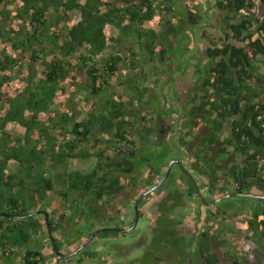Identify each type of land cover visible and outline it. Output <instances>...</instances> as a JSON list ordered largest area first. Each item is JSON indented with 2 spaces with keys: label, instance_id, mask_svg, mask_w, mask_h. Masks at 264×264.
<instances>
[{
  "label": "trees",
  "instance_id": "trees-1",
  "mask_svg": "<svg viewBox=\"0 0 264 264\" xmlns=\"http://www.w3.org/2000/svg\"><path fill=\"white\" fill-rule=\"evenodd\" d=\"M190 3L191 0H0V216H4V220L0 219V264L45 263L46 230L39 216L48 196L58 192L68 203L71 195H77L86 203L89 219L97 218L104 213L99 208L103 200L109 202L137 185L136 173L152 169L150 172L155 171L154 177L157 172L159 178L166 173L164 168L174 156L173 146L164 142L166 146L159 148L161 142L150 127H155V121L165 114L171 116L173 110L163 102L159 109L155 108L150 101L154 95L151 88L136 75L126 83L135 94V108L115 89L110 91L114 86L110 80L123 67L131 66L135 71L142 56L147 57L144 64L155 57L165 61L175 47L171 40L181 33L180 20L189 21L191 12L199 18L197 7ZM216 7L226 15L220 25L222 16L214 12L217 18L211 25L225 26L233 40L214 42L201 49V58L208 64L195 78L196 89L206 92L202 104L217 112L206 139L216 141L219 153L239 157L229 172L241 190L245 182L264 189V0H217ZM212 8L210 3L207 9L213 11ZM113 27L119 31L117 35ZM187 41L193 42L190 38ZM110 47L114 51L107 54ZM160 74L156 71L155 87L165 92ZM146 76L143 73L142 77ZM172 79L169 77L168 82ZM209 113L208 123L212 121ZM204 114L203 111L199 117ZM12 123L24 128V134L14 136L9 131ZM138 124L142 129L139 144L132 136ZM127 147L137 153L126 152ZM89 158H96L92 170L69 168L71 160ZM12 162L17 164L15 171H11ZM73 202L77 203V199ZM71 209L67 205L59 217L56 211H46L53 234H66L59 219L65 220ZM249 210L251 216L235 223L249 235L263 257L251 260L228 250L224 254L226 264H264V205H252ZM72 221L77 223L75 218H69ZM46 225V235L56 255L48 222ZM99 234L119 232L106 230ZM81 237L65 244L77 249L83 244ZM55 240L63 250L61 242L56 237ZM32 241L35 246L29 245ZM202 246L204 251L197 260L219 264V256L209 242ZM81 252L75 254L80 264L85 261ZM85 255L100 257L95 250ZM143 261L140 264L163 263L157 257ZM164 264H175V259ZM182 264H188L187 260Z\"/></svg>",
  "mask_w": 264,
  "mask_h": 264
},
{
  "label": "rangeland",
  "instance_id": "rangeland-1",
  "mask_svg": "<svg viewBox=\"0 0 264 264\" xmlns=\"http://www.w3.org/2000/svg\"><path fill=\"white\" fill-rule=\"evenodd\" d=\"M216 1L217 0H191L192 3L190 4L195 5L198 9L199 18L198 17L196 19L190 18V21L180 20L181 22L179 23L180 25L178 26V29L181 28L179 30L181 33L178 38H173L171 40V43L175 47H173L169 51L168 55L170 56H168V58H166L165 61L161 60L158 57H155L151 62L145 64L144 61L145 59H147V57L142 56L140 58V66L135 71L134 70L132 71L131 66L130 68L123 67L120 74L110 80L111 85H114L110 87V91L112 92L113 89H115L117 93L123 96L125 101H127L128 103L130 102L132 104L134 103L132 106L133 108L137 107L136 97L134 96L135 94L132 91V89L128 88L126 84L127 81H129L130 77L136 75L140 81L147 82L146 84L151 88L150 92H152L154 95L150 101H152L155 108L159 109L163 102V104L166 105L168 109H172L174 112L177 111L179 108V104L177 101V90L190 89L192 86L195 87V81H193V78L195 79L197 76H200L198 72L200 70H203L205 66L208 64L206 60L201 58V49H206L207 47H211L214 42L223 44L225 41L233 40L232 33L225 31V26L221 28L219 26L217 27L211 25L212 19L216 20L217 18L216 16L214 17L215 15L214 12L222 16V18L220 19V25L223 23V15H226L225 12L219 11V9H215L217 8ZM210 3L211 6L214 8L213 11L207 9ZM178 12L180 13V15L183 14L182 9H179ZM195 20H197V23L194 22ZM195 25L197 28L195 27ZM148 27H150L149 24ZM157 29H160V27L158 26ZM112 31L116 35L119 33V31L115 27H113ZM185 35H188V38L192 39L193 42L189 43V41H187L188 38L185 37ZM235 42L238 45L243 44V42H238L237 40H235ZM113 51L114 49L110 47L109 49H107L106 53L111 54V52ZM171 56H175L173 57L174 59L171 60L172 58ZM125 57L127 58L126 60H128V56ZM156 71L161 72L160 77L162 78V80L160 85L162 84L164 85L165 92H163V89H161L160 87H155ZM145 72L147 76L143 78L142 75ZM169 77H173L171 82H168ZM195 89L196 87L194 88V90ZM157 95H158V99H156ZM103 96L105 97V95ZM148 96L149 93L146 95L145 99H147ZM143 109L141 110L145 112L148 111V109L146 108ZM148 113L149 116H152L150 110L148 111ZM176 119H177V114L175 115V120ZM137 128L138 129L134 133H132V136L134 140L137 141V144H139L142 129L140 128L139 124L137 125ZM9 131L14 136H20L24 134L25 129L22 128L19 124L12 123L9 125ZM174 138L176 139V137ZM95 163H96V158L71 160L69 162V168L71 170L88 172L93 169ZM16 169H17V164L15 162H12L11 171H15ZM147 172L148 170L143 172L144 174L138 173L140 179L146 177L145 175L147 174ZM179 172L180 171L178 166L174 165L170 177L166 180V184H165L166 187L173 188L177 185V181L180 175ZM143 184L144 183H140L135 188L126 189L122 194L118 195L117 197H114L108 202V203L111 202L113 204L114 208L112 209V214H116V211L120 210L119 217L121 219L126 218L125 220L116 221L115 223L111 224L112 226L118 228L133 227V225L135 224V217H136V211L133 206V203L135 199L138 197V194L141 191V189H143L144 186ZM160 191L162 190H159V192H157L156 194L148 196V198H144L143 202L139 204L140 208L145 209L148 216L142 212V214L139 215L138 223L134 229H131L126 232H119V234H110L106 236L101 234L96 235L93 241L85 248L84 251L81 252L80 256L83 259H85V261L82 262L81 264H118V263L140 264L141 261H143L142 258L145 259L143 261L144 263L149 261L151 257L161 258L162 251L167 249L168 246L167 244L169 243V240H166L165 243L166 246L164 247L163 250H160L158 245L154 247L153 245L154 242L152 243L151 241L153 236L152 225L155 223L156 221L155 216L157 215L156 212L157 210L155 208H152V205L153 203L155 204V202L158 200L160 196ZM253 191L261 192L262 194H264V189L254 188ZM75 199H77V203L73 202ZM241 199H243L244 202L243 204L240 202L239 206L243 205L244 206L243 210H241L240 209L241 207H239L238 210L231 213V216L228 218V222L226 223L228 224V227L235 228L232 231L230 230L228 231V235H229L228 237H230L232 241H236V242L238 241L239 246L241 247L239 252H242L243 256L248 257L251 260H255L257 256L260 258L263 257V254L259 250V248L251 241L248 234L241 233L240 230L236 232L235 220L251 216L252 213L249 210V206L264 205V198L254 199L252 197H242L239 198L238 201H241ZM235 200L236 198L234 196L228 197L227 199L219 202L217 206L220 209L226 207L229 208L228 205H230V203H233ZM67 205L69 207H73V209L69 210L68 212L70 215H67V218L65 220L59 219L62 225L65 227L64 230L66 234L62 232H55V234L53 233L52 234L61 242L63 249L62 252L67 251L72 253L76 250L74 249L75 245L65 244L67 240H71V239L75 240L77 237L82 236L81 241L84 243L97 229L99 228L101 229L104 226V224H102L103 222L94 219L91 220L89 219L88 214L85 213V211H88V207L82 198L73 194L68 199V203H66L61 198L60 194L56 192L48 196L46 201L42 204L41 207L42 212L39 217L43 219L45 223L46 234L48 233L47 225H46L47 223L46 211H49L51 213L56 211V214L59 217V215L63 212V209ZM167 211L170 213L169 222L171 220L177 222L179 218V212H174V210L172 209H168ZM50 216L53 217V219L56 221L55 215L52 216L51 214ZM69 218L71 220L75 218L77 223H75L74 221H72V223L69 222ZM0 219L4 220V216H0ZM167 220L168 219H166L165 221ZM163 222L164 220H162V223ZM159 223H161V221ZM158 228L162 229V225H159ZM177 230L181 232L180 228L178 227ZM46 234L45 236H43L44 237L43 253H45L46 255V261L45 263H41V264H57V254L56 255L54 254L52 243L49 240L48 235ZM219 239L223 240L224 236H220ZM146 243H149V245H147ZM150 243H152L153 249L152 251L146 252L147 251L146 249L148 248V246H150ZM187 244L190 245L189 242L183 243L182 249L184 248V245ZM29 245L35 246V241L30 242ZM247 246H249L248 252L244 250V247ZM177 247L181 249V245ZM94 250L96 251L97 254L100 255L99 258L97 257L90 258L89 256L85 255L86 253H91ZM257 252H259L258 255ZM65 259L61 258L60 264H80L78 263L77 260L78 256L76 255L68 259L67 258ZM185 259L186 258L184 257V260ZM7 262H9V260ZM163 262L165 263L166 261L164 260ZM219 264H226L225 257H223L222 255L219 256Z\"/></svg>",
  "mask_w": 264,
  "mask_h": 264
},
{
  "label": "flooded vegetation",
  "instance_id": "flooded-vegetation-1",
  "mask_svg": "<svg viewBox=\"0 0 264 264\" xmlns=\"http://www.w3.org/2000/svg\"><path fill=\"white\" fill-rule=\"evenodd\" d=\"M190 15L191 17H189V21L190 18L196 19L194 12H191ZM194 22L197 23V20ZM193 81H195L194 78ZM195 87L192 86L190 89L177 90V101L179 104L178 110L171 112V116L165 114L163 119L155 121V127H150V129L154 128L156 140L161 142L159 148H164L166 146L164 142H169L173 146L172 153L174 156L170 160H175L172 168L174 165H177L180 171L177 185L173 188H168L166 186L163 187L166 184L165 181L158 189L145 195L140 201L141 203L144 198H148L149 195L151 196V194H156L159 190H162L160 191L158 200L152 205V208L157 210V215L155 216L156 221L152 225L153 236L151 241L152 243L154 242V247L158 245L159 249L163 250L166 246V240H169V243L167 244L169 247L167 246V249L162 251L159 261L165 260L166 262H170L175 259V264H182L184 257L188 264H207L206 259L201 261L197 260V257H200V255L202 256L204 251L202 250V245L206 241L209 242L211 249L216 252L218 256L222 255L225 257L224 254L228 250L233 253L239 252L241 247L239 246L238 241H232V239L228 237V231H232L235 228L228 227V224L226 223L228 222L231 213L238 210L239 207L243 210L244 206H239V203L241 202L243 204L244 200L241 199V201H238V199L246 196H234L236 200L228 205L229 208L226 207L222 209H220L217 204L227 198L220 201H218V199L231 192H251L260 194L261 192H254L253 189H263V187L261 188L257 185L250 187L245 182V189L251 188L250 191H246L245 189L241 190L242 186L235 184L233 177L229 172V168L233 166L234 159H238L239 157H234L227 152L226 154L219 153L216 141L211 142V140L206 139L207 134L214 127L213 120L216 119L217 112L213 111L210 106L202 104L206 92L204 90H194ZM212 92L213 91H211L210 94ZM199 103L200 105L198 106L197 104ZM191 111L196 112L190 114ZM203 111L205 112V116L203 115V118H201L199 115L203 113ZM208 113L212 120L210 123H208ZM176 114L177 119L175 120ZM174 137H176V139ZM208 143L209 146L206 147L205 144ZM124 150L126 152L129 151L133 155L137 153V151H134V149L130 147L124 148ZM228 151H231V149L229 148ZM170 160L168 165L164 168L166 172L171 162ZM150 171L147 172L145 175L146 177L141 179L139 174H135L136 176L138 175V183L135 187L140 183H144V186L133 203L134 208L139 196L159 183L165 175L164 174L159 178L157 175L158 173L156 172L154 177L153 173L155 171L153 173ZM135 187H128L126 189ZM102 203L103 205L99 206V208L100 210H103L104 213L98 215L97 218H91L103 222L102 224H104V226L101 229L104 227L112 228L114 226L111 224L118 220L126 219H121L119 217V210L116 211V214H112V209L114 207L111 202L108 203L106 200L104 202L102 201ZM168 209H172L174 212H179L177 222L172 220L169 222L170 213L167 211ZM142 212L147 215L145 209L140 208L139 206V215H141ZM166 219L168 220L165 221ZM162 220H164L163 223L165 224L162 223ZM160 221L161 223H159ZM159 225H162V229L158 228ZM177 227L180 228L181 232L177 230ZM238 231L239 229L236 226V232ZM220 236H224V239H219ZM223 241L226 243H223ZM186 242H189L190 245H184V248L182 249L183 243ZM228 242L230 243L228 244ZM152 243H150L146 252L152 251ZM146 244L149 245V243ZM179 245H181V249L177 247ZM60 251L62 252V250ZM62 253L70 254V252L67 251H63ZM240 253L242 254V252ZM72 256L73 255H70L65 258L68 259ZM60 262L61 259L59 262L57 259V264H60ZM153 264H159V262L155 261ZM160 264H164V262Z\"/></svg>",
  "mask_w": 264,
  "mask_h": 264
},
{
  "label": "water",
  "instance_id": "water-1",
  "mask_svg": "<svg viewBox=\"0 0 264 264\" xmlns=\"http://www.w3.org/2000/svg\"><path fill=\"white\" fill-rule=\"evenodd\" d=\"M175 160L171 161V163L169 164L168 166V169H167V172L165 173V175L163 176V178L159 181V183H157L156 185H154L152 188H150L149 190L145 191L144 193H142L139 198L137 199L136 203H135V209H136V221H135V224L133 225V227L131 228H115V227H112V228H103V229H98L96 230L90 237L89 239L83 243L78 249H76L74 252L70 253V254H64L62 253L59 248H58V245L56 243V240L55 238L53 237V234H52V237H53V243H54V248L56 250V254H57V259H58V262L61 258H65V257H68L70 255H75L79 252H81L94 238L96 235H98L101 231H106V230H111V231H118V232H126V231H129L131 229H134L138 223V219H139V203L141 201V199L149 194V193H152L154 192L156 189H158L166 180L167 178L169 177L170 173H171V169H172V165L174 163ZM189 174V172H188ZM236 195H242V196H246V197H255V198H264V194H258V193H251V192H231V193H228L226 195H224L222 198L218 199V201L224 199V198H228V197H231V196H236ZM46 217H47V222H48V225H49V230L50 232L52 233V230H51V226H50V223H49V219H48V214L46 213Z\"/></svg>",
  "mask_w": 264,
  "mask_h": 264
},
{
  "label": "built area",
  "instance_id": "built-area-1",
  "mask_svg": "<svg viewBox=\"0 0 264 264\" xmlns=\"http://www.w3.org/2000/svg\"><path fill=\"white\" fill-rule=\"evenodd\" d=\"M245 250L248 251L249 250V246L245 247Z\"/></svg>",
  "mask_w": 264,
  "mask_h": 264
},
{
  "label": "clouds",
  "instance_id": "clouds-1",
  "mask_svg": "<svg viewBox=\"0 0 264 264\" xmlns=\"http://www.w3.org/2000/svg\"><path fill=\"white\" fill-rule=\"evenodd\" d=\"M47 220V219H46ZM252 241V240H251ZM253 242V241H252ZM254 243V242H253ZM255 244V243H254ZM246 251V250H245ZM246 252H248V251H246Z\"/></svg>",
  "mask_w": 264,
  "mask_h": 264
}]
</instances>
